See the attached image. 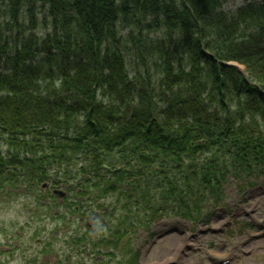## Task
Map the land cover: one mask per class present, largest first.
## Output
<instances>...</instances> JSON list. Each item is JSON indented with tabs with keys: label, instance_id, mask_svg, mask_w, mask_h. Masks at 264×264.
<instances>
[{
	"label": "trees",
	"instance_id": "16d2710c",
	"mask_svg": "<svg viewBox=\"0 0 264 264\" xmlns=\"http://www.w3.org/2000/svg\"><path fill=\"white\" fill-rule=\"evenodd\" d=\"M225 1L0 0V194L102 201L114 245L262 173L264 0Z\"/></svg>",
	"mask_w": 264,
	"mask_h": 264
},
{
	"label": "rangeland",
	"instance_id": "374dc122",
	"mask_svg": "<svg viewBox=\"0 0 264 264\" xmlns=\"http://www.w3.org/2000/svg\"><path fill=\"white\" fill-rule=\"evenodd\" d=\"M243 3L226 0L223 8L233 10ZM223 187L220 201L207 197V204H200L202 210L192 216L163 214L114 245L101 241L112 239L103 228L107 210L97 207L102 201H82L85 208L71 212L67 207L68 213L63 204L51 203L59 211L50 220L30 214L36 207L33 195L0 194V264H124L132 255L133 264H264V171L242 182L229 178ZM39 188L52 189L48 183ZM58 190L64 191L61 186ZM113 201L109 197L105 203ZM36 225L42 229L37 234ZM83 235L86 243L76 240Z\"/></svg>",
	"mask_w": 264,
	"mask_h": 264
},
{
	"label": "water",
	"instance_id": "95a60500",
	"mask_svg": "<svg viewBox=\"0 0 264 264\" xmlns=\"http://www.w3.org/2000/svg\"><path fill=\"white\" fill-rule=\"evenodd\" d=\"M54 193L56 194V195H58V196H61V192H58V191H54Z\"/></svg>",
	"mask_w": 264,
	"mask_h": 264
}]
</instances>
